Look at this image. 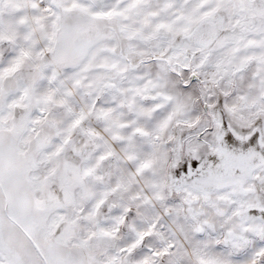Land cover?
Segmentation results:
<instances>
[{
	"label": "snow or ice",
	"instance_id": "6c2138e0",
	"mask_svg": "<svg viewBox=\"0 0 264 264\" xmlns=\"http://www.w3.org/2000/svg\"><path fill=\"white\" fill-rule=\"evenodd\" d=\"M0 264H264V0H0Z\"/></svg>",
	"mask_w": 264,
	"mask_h": 264
}]
</instances>
